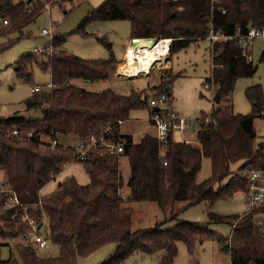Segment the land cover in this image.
I'll use <instances>...</instances> for the list:
<instances>
[{
    "label": "trees",
    "instance_id": "trees-1",
    "mask_svg": "<svg viewBox=\"0 0 264 264\" xmlns=\"http://www.w3.org/2000/svg\"><path fill=\"white\" fill-rule=\"evenodd\" d=\"M48 1L0 0V34L17 30L16 39L28 35L23 27L36 20ZM211 4V0H103L92 7L74 31L85 33L84 25L90 20H128L130 39L172 37L170 54L204 38L209 24L223 35L264 25V0H218L214 8ZM3 19L8 20L7 25ZM15 38L0 42V50ZM99 40L110 48L108 41ZM63 41L59 36L53 39L54 51L28 52L15 61L18 79L31 83L33 68L38 67L48 71L54 83L52 88L24 99L25 107L39 110L41 117L26 118L21 113L0 116V176L21 202V206L5 208L9 193L0 192V240H5L0 245L20 238L27 229L20 220L22 205L31 207L40 200L39 206L31 207V213L36 219L43 214L46 238L57 245L58 252L40 255L34 242L23 244L18 240L17 253L10 252L0 264H75L78 257L109 242L116 246L98 264H122L133 252L160 253L159 264H175L178 241L191 251L197 239L216 233L204 222L178 219L179 212L202 200L214 202L238 193L245 196L248 181L240 173L264 168V138H257L254 127V119L262 117L264 109L259 86L245 91L251 102L248 113H233L229 100L236 79L254 72L252 60L244 55L246 48L237 38L214 44L211 72L203 81V85L212 87L210 118L205 121L202 115L206 113H201L195 144L175 140L174 131H170L163 151V144L153 132L134 140L130 133L119 129L132 110L147 109L150 113L148 97L162 92L179 73L159 75V83L151 86L150 92L135 88L126 94L111 88L87 90L72 79L112 77L116 60L82 58L64 49ZM260 59L264 60V48ZM106 129V138L121 143L122 152L97 148L86 159L77 160L74 145L63 142L70 137L84 140ZM53 139L56 143L51 145ZM121 154L127 157L130 169L126 196L121 193ZM204 156L211 160V173L197 181ZM72 161L80 162L88 183L80 184L68 175L52 191L41 195L42 186ZM139 201H154L163 209L170 207L169 218L150 227L133 228L132 204ZM177 203L181 205L175 209ZM262 212L263 203L245 214L207 211L209 220L225 221L231 227L228 237H218L221 249L229 253L230 264H264V220L258 216ZM173 220L172 225H163Z\"/></svg>",
    "mask_w": 264,
    "mask_h": 264
},
{
    "label": "rangeland",
    "instance_id": "rangeland-1",
    "mask_svg": "<svg viewBox=\"0 0 264 264\" xmlns=\"http://www.w3.org/2000/svg\"><path fill=\"white\" fill-rule=\"evenodd\" d=\"M103 0H50L47 3L49 8H43L39 12L35 21L28 23L23 27V31H28V35L19 39L18 31L13 30L6 34H0V42L9 38H15V42L8 43L4 50H0V116L6 117L13 113H21L26 118H39L41 112L37 109L26 108L24 99L35 94L30 88L33 84H42L49 77L48 71H42L34 67L33 81L26 83L15 74V61L25 53L34 51L35 45H43L49 40V35H42L41 29L50 28L53 39L63 36L62 47L82 58L99 59L110 58L116 60V71L113 76L104 79L90 81L88 79L74 78L72 82L80 87L91 91H100L105 88H111L118 93H129L131 89L145 90L150 92L153 85L159 83L158 76L163 74L179 75L173 77L170 84V96L172 105L179 117L188 121L185 131L175 130L173 138L175 140H184L185 142L195 144L196 131L199 127V117L202 112L208 113L211 110V85H203V81L211 72V57L214 53L212 47L216 42L224 40L222 37L212 31L213 27L209 24L210 31L202 39L195 40L186 48L171 52L167 58L160 60L152 68H149L148 74H140L135 77H126L116 75L120 63L123 59L134 60L133 49L127 46L131 40L129 37L128 20H90L85 23L83 32H75L74 29L84 20L92 7L100 4ZM216 36V37H215ZM209 39H208V38ZM110 43V48L105 46L99 39ZM172 38V37H159ZM130 39V38H129ZM133 39V38H131ZM213 45V46H212ZM125 46V49H124ZM264 48V37L252 40L247 49L248 55L252 60L254 72L252 75L238 77L230 91L229 100L233 113H248L251 110V102L246 96L248 87L257 85L261 93V100L264 102V60L260 59L261 51ZM123 51L126 55L123 58ZM168 60V61H167ZM172 67V69L169 67ZM169 75V76H170ZM114 76H117L114 78ZM166 86V85H165ZM164 91V88H163ZM166 92V91H165ZM167 93V92H166ZM262 117L254 119V127L258 139L264 138V109ZM147 109H134L130 112V118L120 125V131L130 133L134 140H138L144 133L153 132L154 127L149 121ZM205 115V114H204ZM203 116V115H202ZM64 144L75 142L72 137L66 138ZM119 170L123 178V184L128 180L130 169L127 157L121 154L119 157ZM211 173V160L204 156L201 161L200 170L197 173V181L208 177ZM0 175L3 172L0 170ZM72 175L80 184L88 183L89 177L84 168L78 161L68 162L63 169L56 175L55 179L46 182L39 193L44 195L52 191L62 178ZM121 188V193L125 192ZM264 204V202H262ZM260 204V203H259ZM177 203L174 208L179 207ZM258 204H255L256 206ZM244 194L238 193L233 197L219 198L214 202L211 200H202L201 202L183 209L178 214V219L204 222L210 229L215 231V235L203 236L197 239L191 251H188L182 241L177 242V254L174 258L175 264H230L228 251L221 249L218 237H228L231 227L225 221H212L207 216V211H215L221 214L243 211ZM133 208V228L150 227L158 221L169 218V208L163 209L154 201H139L132 204ZM260 220H264V212L258 215ZM173 221H167L163 225L170 226ZM28 230V228L26 229ZM19 240L15 238V242ZM5 241V240H0ZM8 245H0V259H5L9 253L16 254L14 240L6 241ZM116 246V243L109 242L92 252L87 256L77 258L75 264H98L103 260ZM40 255H55L58 252L57 245L47 241L46 245L38 250ZM158 253L148 254L133 252L126 257L122 264H159Z\"/></svg>",
    "mask_w": 264,
    "mask_h": 264
},
{
    "label": "built area",
    "instance_id": "built-area-1",
    "mask_svg": "<svg viewBox=\"0 0 264 264\" xmlns=\"http://www.w3.org/2000/svg\"><path fill=\"white\" fill-rule=\"evenodd\" d=\"M33 1H36V0H33ZM216 2H218V0H211L212 8H214V5ZM44 8H47V9L49 8V4L47 2H45ZM218 9L220 8L218 7ZM221 11L224 12V9H221ZM2 23L7 25L8 20L3 19ZM41 34L49 35L50 38L43 45H35L33 50L35 52H43L45 50L54 51L55 47L53 45V35L50 32V28H46V27L42 28ZM218 35L222 37L224 40H226L227 38H237L238 42L241 43L244 48H246V50L244 51V55L246 56L248 60H250V56L248 55L247 49L250 47L253 39L264 37V25L262 27L250 26L247 29V31L244 33H236L234 35H223V34H218ZM161 39H164L167 41L166 48H165L166 54L159 55L161 57L158 59H155L150 64V68H152L158 61L164 60L165 58H167V56L169 55L172 38H161ZM161 39L157 38V41H160ZM124 49H125V46H124ZM212 51H213V47H212ZM125 55L126 53L124 51L123 58L125 57ZM118 72H119V69L117 70L116 73ZM117 75H120V74H117ZM53 86H54V83L50 77L47 81H45L42 84H33L31 87V92L38 93L43 90L50 89ZM148 101H149L150 107L152 108L150 115H149V121L152 123L154 127V130H155L154 135L163 144L162 150L164 151L165 150L164 144L167 142L170 131H175V130L185 131L188 126V121L178 116V114L176 113L172 105V97L169 94H167L165 91H162L159 94H156L154 96L148 97ZM202 117L204 118L205 121H208L210 118L209 112L203 115ZM118 124H121V121H118ZM108 132H109V129H106L103 134L91 135L84 140H76L75 142H73L72 144L74 145L76 149L75 159L84 160L87 158L91 150L97 149V148H104L110 152H117V153L122 152L123 147L121 143L119 142L114 143L110 141V139L106 138L105 134ZM13 133L17 134V130H14ZM25 134L27 136L31 135L30 132H26ZM55 143H56V139H53L51 141V145H54ZM240 174L242 176H245L248 181V189L244 196L245 204H244L243 213L245 214L249 212L255 204L264 202V168H257V169H251L249 171H242ZM0 192L9 193L5 201V204H4L5 208L13 207L14 205L21 206V202L19 201L17 196L13 193L8 181L3 179L1 176H0ZM39 205H40V200H38L31 207L33 208ZM31 207H26L25 205H22V210L19 213L20 220H22V222L28 228V230H25L24 233L20 236L19 241L22 242L23 244L29 241L34 242L38 248H42L46 245L48 241L45 235V231L43 229L44 227H46V225L44 224L43 214L41 213L40 217L36 219L34 215H32L31 213V210H32ZM15 246L16 248H18L16 244Z\"/></svg>",
    "mask_w": 264,
    "mask_h": 264
},
{
    "label": "bare ground",
    "instance_id": "bare-ground-1",
    "mask_svg": "<svg viewBox=\"0 0 264 264\" xmlns=\"http://www.w3.org/2000/svg\"><path fill=\"white\" fill-rule=\"evenodd\" d=\"M166 42V40L161 39L155 44H152L149 40H145L144 38L132 39L131 46H129V48L133 49L134 60L128 59L124 60V62H121L119 66V72L116 74L126 77H135L139 76L140 74H148L150 64L155 59L160 58L161 56L159 55L166 54Z\"/></svg>",
    "mask_w": 264,
    "mask_h": 264
},
{
    "label": "water",
    "instance_id": "water-1",
    "mask_svg": "<svg viewBox=\"0 0 264 264\" xmlns=\"http://www.w3.org/2000/svg\"><path fill=\"white\" fill-rule=\"evenodd\" d=\"M133 39H135V38H133ZM144 39L149 40L152 44H155L157 42V38H155V37H150V38L145 37ZM164 91H166L167 94H170V86L169 85L164 86ZM259 144L261 146L262 142H260ZM43 229H44V231H46V227H44Z\"/></svg>",
    "mask_w": 264,
    "mask_h": 264
},
{
    "label": "crops",
    "instance_id": "crops-1",
    "mask_svg": "<svg viewBox=\"0 0 264 264\" xmlns=\"http://www.w3.org/2000/svg\"><path fill=\"white\" fill-rule=\"evenodd\" d=\"M128 40H131V42H132V39H129V38H127V41ZM129 46H131V43L127 46V50L129 49ZM123 55H124V51H123ZM124 60H127V58L126 59H123V61ZM168 61V60H167ZM169 67L172 69V67L170 66V64H169ZM117 75V74H116ZM117 76H114V78H116ZM132 78V77H131ZM170 86V85H169ZM171 88V87H170ZM30 90H31V88H30ZM172 96V95H171ZM126 189V183L124 184V188H123V190H125ZM128 193V189L123 193L122 192V195L123 196H126V194ZM159 255H160V253H158Z\"/></svg>",
    "mask_w": 264,
    "mask_h": 264
}]
</instances>
